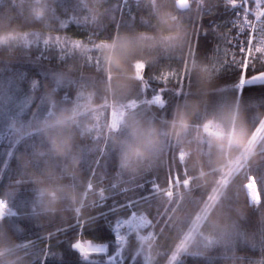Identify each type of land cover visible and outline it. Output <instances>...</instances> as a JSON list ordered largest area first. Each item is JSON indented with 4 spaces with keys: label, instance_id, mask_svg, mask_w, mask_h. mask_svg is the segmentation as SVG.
Instances as JSON below:
<instances>
[{
    "label": "trees",
    "instance_id": "trees-1",
    "mask_svg": "<svg viewBox=\"0 0 264 264\" xmlns=\"http://www.w3.org/2000/svg\"><path fill=\"white\" fill-rule=\"evenodd\" d=\"M190 2L189 10L180 11L176 0H46L44 16L37 20L36 0H0V30L15 33L13 43L0 48V199L15 214L0 220V239L14 243L26 264H107L106 256L87 260L73 252L72 245L100 244L108 256L116 254L114 224L133 211L147 216L153 237L142 245L131 236L125 264H145L143 255L150 256L151 264H172L186 241L174 264H264V146L235 170L229 172L226 166L245 155L264 120V86L245 87L241 98L236 89L242 58L233 46L232 21L244 0ZM160 9L171 11L182 25L179 46L158 47L148 53L147 62L132 63L123 75L134 87L124 98L113 99L104 56L108 42L125 32H154ZM138 63L145 65L141 80L136 78ZM193 64L204 67L205 89L211 81V92L192 129L179 139L165 135L158 158L147 170L118 176L117 153L108 136L110 104L138 101L141 105L129 113L164 129L177 104L201 98ZM263 72L264 64H255L247 79ZM157 75L166 83L152 79ZM57 80L53 107L47 94ZM161 88L171 104L166 112L149 99ZM220 105L237 110L239 121L233 113L230 127L217 123L214 114ZM64 107L76 113L75 147L82 157L85 200L82 212L45 216L35 205L32 175L49 167L59 171L62 163L48 152L40 122ZM211 122L225 135L207 133L204 127ZM80 130H85L83 136ZM120 134L126 133L121 129ZM194 135L199 137V167L184 150ZM214 139L221 145L226 141L219 159H214ZM250 178L257 186L258 203H251L247 193ZM218 205L236 227L227 243L214 246L204 225ZM140 250L143 254L137 255Z\"/></svg>",
    "mask_w": 264,
    "mask_h": 264
},
{
    "label": "clouds",
    "instance_id": "clouds-1",
    "mask_svg": "<svg viewBox=\"0 0 264 264\" xmlns=\"http://www.w3.org/2000/svg\"><path fill=\"white\" fill-rule=\"evenodd\" d=\"M46 10V0H36L34 7L35 19L40 20ZM155 31L138 33H121L104 50L107 70L112 74L111 96L113 99L124 98L134 87V82L127 80L123 73L136 60L147 62L148 53L158 47H177L180 44L183 28L174 14L167 9L155 12ZM15 33L11 30H0V48L13 43ZM197 77L199 99L185 100L175 106L170 119L164 121L166 128L153 121L145 120L135 113H128L121 125L108 129L117 156V175H138L142 170L150 168L158 158L164 136L179 139L192 129L194 119L201 113L203 106L208 103V95L211 92V81L205 89L204 67L190 66ZM55 81L52 89L47 94L50 105L55 107L57 101L55 93L57 84ZM108 84H105L107 90ZM233 113L239 121L240 114L234 108L220 105L215 112V120L222 127H230ZM77 119L73 108H61L50 118L40 122V131L48 143V152L51 156L62 163L59 171L55 168H46L40 173L32 175V181L36 185L34 194L36 208L41 215L55 216L65 211L82 212L85 200L84 181L81 176L80 164L82 157L76 150ZM121 129L126 134L121 135ZM85 130H80L83 136ZM199 139L194 135L185 141L184 150L193 159V166L199 167L201 162L200 153L195 147ZM214 159H219L227 147L213 140ZM43 154V153H42ZM235 223L229 218L221 206H217L209 214L204 229L206 235L212 238V245L227 243L235 232ZM0 264H26L25 258L19 254L14 243L0 239Z\"/></svg>",
    "mask_w": 264,
    "mask_h": 264
},
{
    "label": "built area",
    "instance_id": "built-area-1",
    "mask_svg": "<svg viewBox=\"0 0 264 264\" xmlns=\"http://www.w3.org/2000/svg\"><path fill=\"white\" fill-rule=\"evenodd\" d=\"M244 0L235 8L233 13V46L241 54L242 77L247 80V72L255 64H264V0H257L254 6ZM137 78V76H136ZM138 79V78H137ZM7 202L0 199V217L5 216ZM144 215L132 212L129 216L120 219L113 227V237L122 240L121 247L127 244L130 236L136 235L144 239L142 231L147 224ZM117 227L119 229L117 233Z\"/></svg>",
    "mask_w": 264,
    "mask_h": 264
},
{
    "label": "rangeland",
    "instance_id": "rangeland-1",
    "mask_svg": "<svg viewBox=\"0 0 264 264\" xmlns=\"http://www.w3.org/2000/svg\"><path fill=\"white\" fill-rule=\"evenodd\" d=\"M257 2V0H255ZM64 24V23H63ZM144 67L145 65L143 63H138L136 64L135 68H136V76L138 78V80H141L142 79V73L144 72ZM242 94V93H241ZM239 94V95H241ZM161 100V97L159 95H157L154 99H152L151 103H159ZM138 105H141L138 101H130L128 102V104H125V105H122V106H117L113 103L110 104V113L109 114V128H116L118 125H121L122 122L124 121L125 117H126V114H128L131 110L135 109ZM233 127V126H232ZM205 131L209 134H213L217 137H221L225 134H223V129H221V127L217 124H214V123H208L207 125H205ZM233 128H231V133H229V141H228V144H230V140H231V137H232V132H233ZM263 134H264V120L263 122L261 123L260 127L257 129V132H255V134L253 135V137L251 138V142H249V145H248V148L246 150V153L243 157L237 159L236 161H229V163H227L226 166H229L230 167V171H233L237 168V166L240 164L242 165L243 162H245L250 156L258 153V151L260 149L263 148V143H264V140H263ZM229 146V145H228ZM184 155H181V160H184ZM225 167V166H224ZM226 180V179H225ZM226 182V181H225ZM180 181L177 182L176 184H173L171 185L169 188H167L168 190L172 189L173 187L175 186H178L180 185ZM248 185H246V189H247V193H248V196L250 198V201L251 203H258V201L260 200V196L258 194V190H257V186L255 185V182H254V179L253 178H250L249 179V182L247 183ZM251 187V188H250ZM253 187V188H252ZM89 189H93L92 188V185L89 186ZM112 211H114L112 209ZM133 212H136V211H133ZM132 213V212H131ZM130 213V214H131ZM137 213V212H136ZM139 215H144V214H140V212L138 213ZM12 215H15L14 213L10 212L9 209H8V206H7V210L5 212V216L2 218L0 217V220L4 219L5 217H11ZM129 216V215H128ZM145 216V215H144ZM122 218H125V217H122ZM120 218V219H122ZM119 219V220H120ZM145 219L147 220V224L145 225L143 231H142V236L144 237V239L140 240L138 238V240L141 242L142 245H144L146 242H148L149 240L152 239V232H149L147 231V228L150 224L147 216H145ZM203 217L199 218V222L196 224V228L198 226H200V222L202 221ZM118 220V221H119ZM116 224V223H115ZM114 224V225H115ZM129 240V239H128ZM128 240H127V244H128ZM190 240V239H189ZM81 242V241H80ZM188 241H186L180 248L179 252L174 255V257L172 258V264H174V262L178 259V255L185 251V244L187 243ZM78 243V242H76ZM75 243V244H76ZM82 244L84 245H92L91 243H84V242H81ZM75 244L73 246H75ZM127 244H125L123 247H120L117 245V252H115L116 254H113L112 256H108V252H107V248L104 249V248H101L99 245H92V246H96L99 248V250L95 251V252H92V253H81V252H78L76 250H74L73 248V252H78V254L84 256L85 259L87 260H91V261H98L96 259H92L93 256L95 255H104L106 256V261H110V260H115L116 261V264H125V257H124V251L127 247ZM141 245V246H142ZM141 249V248H140ZM142 250H140L137 255L141 252ZM140 254H143V252H141ZM143 257L145 258V264H151V260H150V256H146V255H143Z\"/></svg>",
    "mask_w": 264,
    "mask_h": 264
},
{
    "label": "snow or ice",
    "instance_id": "snow-or-ice-1",
    "mask_svg": "<svg viewBox=\"0 0 264 264\" xmlns=\"http://www.w3.org/2000/svg\"><path fill=\"white\" fill-rule=\"evenodd\" d=\"M152 79L163 80L166 83V81L164 80L163 76H160V75L152 77ZM179 83H180L179 80H177V86H179ZM148 87H149V84H148ZM161 89H163V88H161ZM161 89L159 91H153V93L151 95V98H149V99H154L157 95H159L161 97L160 102L159 103H155L154 102L152 106L155 107V108H158L160 112H166L171 107V104L168 102V99L165 97V91L166 90L163 89V91H161ZM185 183H187V181H185ZM118 231H119V229L117 227V233H118ZM99 246L101 248L106 249V247L104 245H100L99 244ZM72 248L74 250L78 251L73 245H72ZM107 264H116V261L115 260H110V261L107 262Z\"/></svg>",
    "mask_w": 264,
    "mask_h": 264
},
{
    "label": "water",
    "instance_id": "water-1",
    "mask_svg": "<svg viewBox=\"0 0 264 264\" xmlns=\"http://www.w3.org/2000/svg\"><path fill=\"white\" fill-rule=\"evenodd\" d=\"M190 5H191L190 0H176V6L177 8H179L180 11L189 10ZM254 86H264V72L254 76L253 78L248 79L246 82L242 84L238 83V85H236L237 87L236 89H238L241 94L245 87H254Z\"/></svg>",
    "mask_w": 264,
    "mask_h": 264
},
{
    "label": "bare ground",
    "instance_id": "bare-ground-1",
    "mask_svg": "<svg viewBox=\"0 0 264 264\" xmlns=\"http://www.w3.org/2000/svg\"><path fill=\"white\" fill-rule=\"evenodd\" d=\"M244 82H246V80H244ZM243 81H240L239 82V84H242V83H244ZM239 91V90H238ZM239 94H240V92H239ZM241 95H239V97H240ZM251 188V187H250ZM253 188V187H252ZM131 237V236H130ZM129 237V238H130ZM128 238V239H129ZM114 240H115V242L117 243V245L118 246H120L121 247V245L120 244H122V240H118L117 241V239H115L114 238ZM77 250H78V252H81V253H92V252H95V251H97V250H99V248L98 247H96V246H92V245H90V244H88V245H84V244H82L81 242H78V243H76L75 244V246H74Z\"/></svg>",
    "mask_w": 264,
    "mask_h": 264
}]
</instances>
